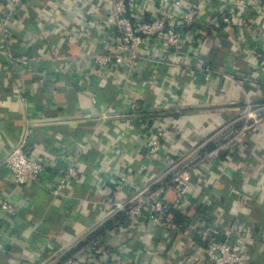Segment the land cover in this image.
<instances>
[{
	"label": "crops",
	"instance_id": "crops-1",
	"mask_svg": "<svg viewBox=\"0 0 264 264\" xmlns=\"http://www.w3.org/2000/svg\"><path fill=\"white\" fill-rule=\"evenodd\" d=\"M109 1L27 0L14 20L4 30L0 28V194L17 209L12 218L1 213L0 264L19 263L5 248L33 255L28 249L34 251V239L47 245L42 254L48 260L64 244L94 227L121 170L131 176L124 190L129 197L136 180L155 179L169 169L168 162H179L206 142L214 147L222 129L236 126L245 106V93L238 83L256 106L264 104L263 22L255 33L248 25L242 31L231 26L221 33L210 32L202 43L185 47L176 56V61L187 58L188 63L230 73L235 79L145 64L136 73V83L119 77L110 81L105 70L89 59L72 64L67 57L81 55L83 47L96 54L99 41L90 32L100 13H106ZM188 1L202 4L203 0ZM247 18L246 23L250 22ZM248 45L253 52L245 51ZM53 48L59 49L57 60ZM153 53L162 55L160 48ZM22 54L35 57L38 66L18 69L12 58ZM83 72L92 79L84 80L79 89L73 80L75 73ZM136 101L147 107L151 117H164L171 128V137L156 157L140 149L136 141L141 116H133L130 109ZM108 107L114 108L112 117L103 119L101 111ZM259 128L227 152L218 170L211 167L212 162L196 168L185 208L190 214L202 207L200 219L225 223L231 237L241 235L248 264H264V124ZM123 139L127 142L121 145ZM26 142L31 158L42 160L53 177L65 170L74 154L80 155L81 179L70 184L66 198L57 199L40 185H14L5 160ZM165 197L175 202L172 191ZM134 226L128 223L126 229L131 233ZM142 227L141 232L133 231L119 241V245L126 243L121 245L122 256L134 264L140 263L137 255L146 256L142 264H189L184 260L189 256L190 264H209L201 259L203 251L195 245L192 228L172 241L160 228L150 229L147 223Z\"/></svg>",
	"mask_w": 264,
	"mask_h": 264
},
{
	"label": "built area",
	"instance_id": "built-area-1",
	"mask_svg": "<svg viewBox=\"0 0 264 264\" xmlns=\"http://www.w3.org/2000/svg\"><path fill=\"white\" fill-rule=\"evenodd\" d=\"M26 3L27 0H1L2 30L14 20L17 10ZM158 4L159 0H110L106 13H100L99 20L95 21L94 29L90 32L92 33L90 35L99 41L96 54L93 55L89 52V48L83 47L81 55L67 57L68 60L72 64H78L89 59L98 69L105 70L110 81L119 77L124 82L136 83V73L143 69L145 64L166 65L172 68L185 67L206 77L222 75L227 79H235L234 75L224 71L176 61L178 51L189 46L194 48L192 46L197 42L202 43V39L210 32L221 33L231 26L242 31L246 30L245 27L248 25L252 33H255L260 28L259 23H264V0H203L202 4H194L188 0H163ZM4 10L6 14H3ZM259 16L262 21L258 22ZM244 17L246 19L249 17L250 22H244ZM83 45L85 46V43ZM157 48L161 49V56L153 53ZM245 51L253 52V46L248 45ZM58 54L59 49L53 48L52 56L55 60ZM12 60L20 70L33 69L39 64L30 54L17 55ZM58 71H62L61 68ZM86 74L75 73L73 82L79 89L84 87V80L90 82L92 79L87 78ZM91 82L93 84V81ZM238 84L245 93V106L235 122L238 127L226 132L215 149L203 153H199L198 150L192 151L190 157L177 163L173 169L176 172L169 170L166 176L160 175L147 183L136 180L133 194L129 197L124 195V190L129 185L131 176L127 171L121 170L114 178L113 186L109 187L110 191L103 202L104 210L99 222L74 238L70 246L66 243L56 252H63L64 255L73 250L76 252L73 257L59 264H117V255L121 251L118 240L125 236L130 237L133 231L141 232L142 225L146 223L151 229H169L170 232L179 235H183L187 228H192L196 239L195 245L203 249L202 259H207L209 264H248L249 256L241 235L234 234L231 237L232 234L225 223L207 219L197 222L192 219L195 211L190 214L185 212L186 199L190 196L196 168L201 164L212 162L211 167L218 170L223 159L227 158V152H233L234 143L249 132H256L260 129L259 126L264 124V104L256 106L247 95L244 85ZM120 99L121 96L118 94L117 101L119 102ZM93 102L97 103L96 98H93ZM130 109L133 116L143 117V119L139 118L140 134L136 138L139 148L152 155L159 153L164 139L170 136V132L162 125V121L147 114V107L141 102H133ZM113 111V107L103 109L102 118H111ZM126 142V139L121 140V145ZM73 156L71 163L64 171L56 174L57 177L49 174L42 160L31 158L30 146L27 142L14 148L5 163L16 187L40 185L57 199H62L67 197L70 184L78 183L81 179L80 155ZM168 175L170 177L167 179ZM105 188L107 187H104L103 192ZM168 191L174 193L175 202L165 197ZM174 209L185 213L188 219L182 224L177 223L173 214ZM1 213L7 214L9 218L17 214L14 204L3 194H0V218ZM194 215L196 216V213ZM131 222L135 226L130 233L126 225ZM107 223L105 230L99 232ZM90 236L92 238L88 241ZM85 240H87L86 245L80 247ZM74 244L76 247L70 248ZM32 245L35 247L34 251L30 249L28 251L34 254H25L26 258L21 252L6 248L4 251L19 259L17 264H21L20 261L24 259L38 260L41 264L56 262L54 256L48 260L44 259L42 253L45 252L47 245L42 241L34 239ZM82 257H85V262L81 260Z\"/></svg>",
	"mask_w": 264,
	"mask_h": 264
},
{
	"label": "rangeland",
	"instance_id": "rangeland-1",
	"mask_svg": "<svg viewBox=\"0 0 264 264\" xmlns=\"http://www.w3.org/2000/svg\"><path fill=\"white\" fill-rule=\"evenodd\" d=\"M181 53H183V49H181L180 51H178V55H181ZM187 60V58L185 59V60H180V61H184V62H186L187 64H194V63H188V61H186ZM180 68H182V69H184L185 71H187V72H192V71H190V70H187L185 67H180ZM192 73H194V72H192ZM240 117V116H239ZM165 120L166 119H164V117H162L161 119H160V121H162V125L170 132V136H168V137H166L165 139H167V138H170L171 137V134H172V131H171V128H169L170 126H168L167 125V123H165ZM166 122H168L167 120H166ZM236 122V121H235ZM236 124V126L235 127H230V128H225V129H222L221 130V132H220V134L218 135V137H217V139H218V141H217V139H216V144H215V146H214V148L213 149H215V147L218 145V143H219V141L221 140V138H222V136L226 133V132H228V131H231V130H233V129H235L236 127H238V124L237 123H235ZM139 134H140V132H139ZM138 134V135H139ZM138 135H137V137H138ZM165 139H164V141H163V145H162V150L159 152V153H157V154H155V155H152V154H150L148 151H146L150 156H152V157H156V156H158V155H160L162 152H163V146H164V142H165ZM209 144H211V142H206L205 144H203L202 146H200V147H198V148H196V149H193V150H191V151H194V150H198V152L199 153H203V152H206V151H208V149H207V146L209 145ZM237 145V142L236 143H234V145L233 146H236ZM212 149V150H213ZM191 153L192 152H190V153H188L187 154V156L186 157H183V159L185 160L186 158H188V157H190V155H191ZM183 159H180V160H183ZM179 160V161H180ZM177 163L178 162H176V163H174V164H172L171 162H168V165L170 166L169 167V169L168 170H166L164 173H162L161 175H167V173H168V171L169 170H173V169H175V166L177 165ZM172 166V167H171ZM174 172H176V170H173ZM170 177V175H168L167 176V179ZM187 200V202H186V205H185V207L189 204V199L187 198L186 199ZM200 208L198 209L197 208V210H194L195 211V213H196V216L194 215L195 213H193L192 215V219H194V220H196L197 222H200V221H202V220H205V219H200L199 217H198V215L200 214ZM131 224L133 225V222H131ZM139 225V224H138ZM150 229H151V227H150ZM161 230H163L164 231V233H165V237H166V239H169V240H172V241H174V240H176L178 237H184L183 235H179V234H174L173 232H170L169 231V229H164V228H160ZM101 230V231H100ZM99 230V232H102V231H104L105 229H100ZM192 233H193V230H192ZM79 237V236H78ZM76 238V237H75ZM92 237L90 236L89 238H88V241H89V239H91ZM196 240V239H195ZM118 241H121V239L120 240H118ZM72 242V240L70 241V242H68V246H70V244H72L71 243ZM115 242H117V241H115ZM122 242V241H121ZM123 242H124V239H123ZM153 240L151 239L150 240V246L151 247H153L154 245H153ZM86 243H87V240H85V241H83L81 244H80V247H83V246H85L86 245ZM191 244V243H190ZM109 246L111 245V244H108ZM121 245H123V246H125L126 245V243L124 242L123 244L121 243ZM76 247V244H74V245H71V247L70 248H72V247ZM123 246H121V251H120V253H118V255H117V264H127V263H131V264H134L133 263V261H130V260H127L124 256H122V251H124V247ZM183 247L184 248H187L186 247V245H183ZM112 249H114L113 247H111ZM192 248L191 247H189L188 246V251H190ZM120 249H117V251H119ZM193 250L194 251H196V249H194L193 248ZM202 251H203V249H201ZM75 252V250H73V251H70V252H67L65 255L63 254V252H61V253H56L55 255H54V257H55V259H56V262L54 263V264H59L60 262H63L64 260H68V259H70L71 257H73L75 254H76V252ZM71 253V255H69ZM26 257V255L24 254V258ZM44 257V259H46V257L45 256H43ZM204 257V252H203V256H202V258ZM201 258V259H202ZM135 259H136V261L137 262H140V263H138V264H142L143 263V261H145V259H146V256L144 257V256H135ZM25 261L24 262H26L27 261V263L26 264H41V262L40 261H38V260H36V261H30V260H28V259H24ZM81 260L83 261V262H85V257H82L81 258ZM185 261H187V262H189V264H190V256H189V258H186L185 257V259H184ZM184 261V262H185ZM29 262V263H28ZM124 262V263H123Z\"/></svg>",
	"mask_w": 264,
	"mask_h": 264
},
{
	"label": "trees",
	"instance_id": "trees-1",
	"mask_svg": "<svg viewBox=\"0 0 264 264\" xmlns=\"http://www.w3.org/2000/svg\"><path fill=\"white\" fill-rule=\"evenodd\" d=\"M200 209L203 210L202 207H201ZM201 210H200V211H201ZM173 214H174L175 221H176L177 223L182 224V223H184V222L186 221V219H188V216H187L185 213L180 212V211H177V210H175V209L173 210ZM107 226H108V223L105 224L104 227H103L102 229L106 228ZM100 231H101V230H100ZM98 233H99V232H98ZM69 255H71V253H70Z\"/></svg>",
	"mask_w": 264,
	"mask_h": 264
},
{
	"label": "water",
	"instance_id": "water-1",
	"mask_svg": "<svg viewBox=\"0 0 264 264\" xmlns=\"http://www.w3.org/2000/svg\"><path fill=\"white\" fill-rule=\"evenodd\" d=\"M213 148H214V147L212 146V144H209V145L207 146V149H208L209 151H211Z\"/></svg>",
	"mask_w": 264,
	"mask_h": 264
}]
</instances>
